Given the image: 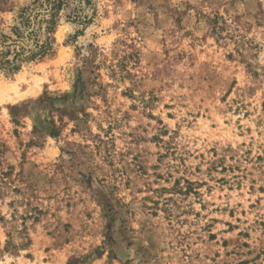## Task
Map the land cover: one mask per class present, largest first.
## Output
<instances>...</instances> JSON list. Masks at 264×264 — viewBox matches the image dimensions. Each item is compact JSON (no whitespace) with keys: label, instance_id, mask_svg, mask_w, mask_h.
<instances>
[{"label":"rangeland","instance_id":"rangeland-1","mask_svg":"<svg viewBox=\"0 0 264 264\" xmlns=\"http://www.w3.org/2000/svg\"><path fill=\"white\" fill-rule=\"evenodd\" d=\"M36 1L0 0L52 43L0 68V264H264V0H64L51 35Z\"/></svg>","mask_w":264,"mask_h":264},{"label":"trees","instance_id":"trees-1","mask_svg":"<svg viewBox=\"0 0 264 264\" xmlns=\"http://www.w3.org/2000/svg\"><path fill=\"white\" fill-rule=\"evenodd\" d=\"M37 0L35 4L39 3ZM50 8V21H45L47 23L48 35H51L56 25L55 13L60 12L64 6V0H47ZM41 7H43L41 5ZM36 11L31 8H26L21 12L19 25L13 28V34L16 37L3 35L0 39V68L8 74H15L20 71L23 63L28 61H33L38 57H44L52 48L51 38L48 36L45 40H40L37 38L36 25L38 18L41 14H36L34 16L33 24V14ZM36 24V25H35ZM30 30V28H32ZM22 28L24 30H22ZM28 32V33H27ZM27 33V34H26ZM28 39L29 42L26 46H23L22 41Z\"/></svg>","mask_w":264,"mask_h":264}]
</instances>
